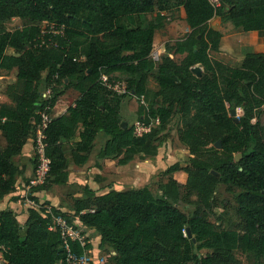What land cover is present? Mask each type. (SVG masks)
<instances>
[{"label":"trees","instance_id":"1","mask_svg":"<svg viewBox=\"0 0 264 264\" xmlns=\"http://www.w3.org/2000/svg\"><path fill=\"white\" fill-rule=\"evenodd\" d=\"M169 1L0 0V71L17 72L16 82L7 86L11 103H0V131L7 141L0 148V199L14 190L20 169L13 158L34 136L32 121H40L39 111L47 102L40 89L44 74L47 84L59 74L52 106H60L70 87L79 96L46 129L51 161L46 183L65 184L69 163L85 165L101 134L107 139L97 153L100 159L116 158L119 165H125L139 153L154 156L158 152L154 138L166 130L174 113L183 117L179 139L189 149V162L166 169L172 178L158 196L148 186L112 189L99 196L85 188L93 203L79 205L76 213L85 210L80 218L101 235L100 249L115 252L109 264H232L236 250L262 258L264 52L247 53L240 66L214 57L210 51L220 49L222 33L210 20L219 16L244 31H264V0H221L218 7L209 0H181L190 32L176 43L174 52L185 56L178 63L167 48L156 63L151 58L154 33L163 24L131 29L120 20L152 13L157 7L163 10ZM16 17L30 24L8 30ZM43 21L66 26V38L55 36L58 46L42 43ZM9 46L17 54H7ZM197 64L203 67L200 77L192 71ZM116 72L126 75L128 90L145 95L144 118H160L150 132L138 136L134 126H122L123 99L129 95L100 81L102 75L113 79ZM153 72L156 90L148 87ZM232 109L243 111L237 122ZM184 175L186 196L179 185ZM220 182L230 191L240 190L238 215L245 225L243 233L217 228L208 218ZM192 194L197 195L193 211H183L177 204ZM27 211L24 224L13 209L0 212V260L7 264L64 262L66 251H61L59 232L49 229V217L37 209ZM184 229L191 236L184 235ZM73 248L83 250L77 244Z\"/></svg>","mask_w":264,"mask_h":264},{"label":"rangeland","instance_id":"2","mask_svg":"<svg viewBox=\"0 0 264 264\" xmlns=\"http://www.w3.org/2000/svg\"><path fill=\"white\" fill-rule=\"evenodd\" d=\"M158 22L163 24V26L154 33V50L159 51L162 58L163 55L167 53V48H169L170 56L175 61L180 63L185 55L175 53L174 47L178 41L184 40L187 34L190 32L189 26L186 23L184 6L181 0H170L164 5L163 10H160V7H157L152 13L132 15L120 20L121 25L131 29H135L137 27L147 28L151 23ZM28 24H30L29 20L16 17L7 25V27L8 30L13 31ZM41 26L44 27V24L42 23ZM219 27L222 33L221 41H223V46L221 47V50L219 49L210 51L214 57L232 65H239L247 53L264 52V31L247 32L240 27L234 26L230 22L223 20H221L219 23L218 28ZM6 53L15 55L12 53L17 52L13 47L9 46L6 50ZM155 62L160 63L161 60ZM16 73L17 72L15 70L0 71V103H11V100L7 95V86L16 82ZM155 75L156 73L153 72L148 78V87L151 90H156L158 87ZM112 80L117 82L125 81L126 75L116 72L113 74ZM47 82L48 81L46 79L45 73L44 80L40 86L42 92L45 91ZM78 96L79 92L76 89L72 87L68 88L62 97V103L59 107L67 108L73 101L77 99ZM122 106L124 107V110L128 112V114L123 117L125 121L129 122L128 124L130 126H134L136 122L143 117L144 113L142 105L135 97H124ZM242 114L243 111L238 109V116ZM183 123V117L181 114L174 113L173 117L169 120V124L166 128L167 130L161 132L154 138V144H156L158 148L156 155H160V159L163 161V167H166V169L175 163H180L181 166H186L189 162V149L177 137L179 135V130L183 126ZM100 143H102V139H100L96 145ZM6 145L7 141L0 131V148H4ZM70 147L71 143L66 144L65 150L69 152L71 149ZM96 151L97 150H93L92 152L94 153ZM135 157L146 160L152 156L139 153ZM13 161L19 166L20 173L25 172L28 168L31 169L33 165L32 160H26L24 157L19 155H16L13 158ZM171 178L172 176L166 173V170H160L157 175L154 176L152 182L153 185L151 188L153 193L158 196L166 188V185ZM20 182L21 181H19V183ZM45 185L50 186L51 184L46 183ZM179 185L182 195L186 196L187 185L185 175L179 178ZM14 190L19 191V189L16 187H14ZM239 193V189L235 188L234 191H230L226 183L220 182L213 199L212 208L207 210L209 220L213 222L217 228L237 230L241 233L244 232L245 225L238 215L239 202L237 195ZM64 195H66L65 203L71 210L70 213L72 214L76 213L79 205L85 204L90 206L93 203L92 195L86 193L85 188L80 185L64 190ZM196 200L197 195L192 194L188 196L187 200H181L177 206L183 211L191 212L195 207L193 202ZM2 208L3 205L0 204V209ZM20 215H22L21 212L17 214V216ZM20 223L24 224L22 217ZM102 252L109 257L108 260L110 262L112 259L111 257L114 254L109 251ZM235 256L236 260L232 264H264V257L259 258L254 252H243L241 250H236ZM0 264H6L3 258H1ZM220 264L225 263L222 262Z\"/></svg>","mask_w":264,"mask_h":264},{"label":"built area","instance_id":"3","mask_svg":"<svg viewBox=\"0 0 264 264\" xmlns=\"http://www.w3.org/2000/svg\"><path fill=\"white\" fill-rule=\"evenodd\" d=\"M213 7H218L221 5V0H209ZM44 27L41 26V39L42 43L45 45L58 46L55 36L59 35L62 38H66L64 24H59L50 21H43ZM151 58L154 61H160V52L154 50L151 53ZM193 73L200 77L203 72V67L199 64L192 67ZM59 79V74H55L50 82L47 84L45 91L42 92L43 98L47 101L39 111L41 116L40 121L33 119V124L35 125L34 136L32 137L34 143V160L35 168L31 176L25 181L17 185L19 192V202L25 207V209H37L44 216L49 217V229L56 230L59 232L63 243V250L66 251V257L64 262H58L57 264H109L108 256L101 251H95L93 249V242L87 233L89 227H86L80 218V215L85 212L72 214L69 211L55 210L54 205L40 201L38 199L37 193L34 190L37 187L43 186L49 177L51 169V161L47 155V135L46 129L49 123L57 115L56 107H53L51 100L53 97V92L57 86V80ZM101 83L105 86L117 91L121 95H132L135 97L142 106L148 109V102L145 95H137L127 88L126 81H114L109 75H102L100 78ZM160 124L159 117H150L148 120L140 118L134 125L135 134L143 135L146 132H150L153 128ZM21 185V186H20ZM21 188V189H20ZM91 211H94L92 209ZM72 214V215H71ZM184 235H187V229L183 230ZM79 245L83 250L82 252H76L73 245ZM91 245V247H89ZM115 254V252H112Z\"/></svg>","mask_w":264,"mask_h":264},{"label":"crops","instance_id":"4","mask_svg":"<svg viewBox=\"0 0 264 264\" xmlns=\"http://www.w3.org/2000/svg\"><path fill=\"white\" fill-rule=\"evenodd\" d=\"M221 20L222 19L219 16H214L210 20V25L214 29L220 31V27L218 28V25ZM222 46L223 41H221L220 43V50ZM243 60L239 65L236 66H240L243 63ZM74 102L75 101H73L70 105L74 104ZM67 108L56 107V116H59L64 113ZM122 114L123 116L128 114V112L124 110L123 106ZM126 123L129 122L126 121ZM177 137L179 139V135ZM100 139H102V143L96 145L94 150L97 151L94 153L92 152L89 161L85 165L77 166L72 162L69 163L67 168L68 181L65 184H51L50 186L45 185L37 187L35 191L37 193L38 199L40 201L50 203L56 208L70 212L71 210L65 203L66 195H64V190L66 189L74 188L77 185H80L83 188H86L88 186L92 191L95 192L96 196L105 194L106 192L112 189L123 191L127 189H140L145 186H148L152 190L151 187L153 185L152 182L154 176H156L160 170H166V167H163V161L160 159V155H154L146 160L135 157L132 161L125 165H119L117 162L118 159L116 158L100 159L98 158L97 153L99 149L103 147L107 137L101 134L96 144ZM34 155V143L33 139L30 138L24 146L22 152L19 154V156L24 157L26 160L28 159L33 161ZM34 168L35 163L33 161L31 169L28 168L25 172L18 174L17 183L15 185L17 189L19 181H21L20 183L25 182L31 176L32 172L34 171ZM18 192V190H13L10 194L0 199V204L3 205V208L0 210L2 211L5 209H13L17 214L21 212L22 215L20 216L22 217L25 223L28 219V211L27 209H25V207L20 204L19 197H17ZM20 216H18L19 222L21 220ZM88 229L89 230H87V233L90 236L91 241L93 242V249L95 251H102L99 247L101 235L93 228Z\"/></svg>","mask_w":264,"mask_h":264},{"label":"water","instance_id":"5","mask_svg":"<svg viewBox=\"0 0 264 264\" xmlns=\"http://www.w3.org/2000/svg\"><path fill=\"white\" fill-rule=\"evenodd\" d=\"M231 115L235 117L236 122L239 120L238 119V109H232L231 110ZM122 126L123 127H126L127 126V123L125 121L122 122ZM216 146L220 148L222 146L221 142L218 141L216 143ZM240 158H241V154L237 155L236 159L239 160ZM187 233H188V236H191V232H190L189 229L187 230ZM61 251H63V248L61 249Z\"/></svg>","mask_w":264,"mask_h":264}]
</instances>
